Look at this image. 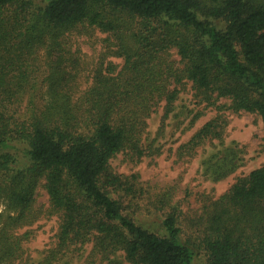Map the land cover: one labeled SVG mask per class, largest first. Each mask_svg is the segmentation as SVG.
I'll return each mask as SVG.
<instances>
[{
    "label": "trees",
    "instance_id": "trees-1",
    "mask_svg": "<svg viewBox=\"0 0 264 264\" xmlns=\"http://www.w3.org/2000/svg\"><path fill=\"white\" fill-rule=\"evenodd\" d=\"M97 31L107 51L80 90L71 42ZM108 56L123 58L121 69ZM188 82L198 100L226 98L264 124V0H0V204L14 213L0 227V264H72L90 244L87 264H195L170 192L154 203L164 210L157 228L144 226L138 176L111 164L120 153L136 163L159 152L148 119L161 104L167 119ZM43 86L44 106L24 105ZM215 122L187 147L219 137ZM234 154L210 158L217 178L236 166ZM41 180L60 225L54 246L31 263L30 232L13 229L46 213L34 205ZM204 212L210 264H264V165Z\"/></svg>",
    "mask_w": 264,
    "mask_h": 264
},
{
    "label": "rangeland",
    "instance_id": "rangeland-1",
    "mask_svg": "<svg viewBox=\"0 0 264 264\" xmlns=\"http://www.w3.org/2000/svg\"><path fill=\"white\" fill-rule=\"evenodd\" d=\"M106 36L97 31L90 36L73 38L71 42V52L79 63L77 78L80 90L89 87L92 70L107 51V42L104 41ZM171 60L175 66H183L175 49L171 50ZM106 61L113 62L118 69L124 64L123 58L116 56H108ZM37 64L41 68L40 73L45 74L43 58H39ZM178 89L180 93L173 113L163 119L164 104H161L148 119V140H155L159 152L144 156L136 163L130 162L129 158L120 153L111 160V164L118 173L138 176L137 183L142 197L137 200V219L144 226L157 228L158 216L164 210H158L154 203L170 192L169 207L178 208L184 235L190 238L197 249L195 264H210L208 252L202 245L204 230L208 225L204 210L228 193L239 178L248 176L264 165V124L257 113L230 109V100L226 98L211 104L198 100L190 82L178 86ZM44 90L45 86L36 95H28L24 105L32 98L37 106H44ZM212 121H216L215 131L220 136L210 137L193 149L187 147L192 137ZM231 151L235 153L236 166L226 176L217 178L211 168L210 158L217 156L212 160L215 164L219 158L229 156ZM44 182L41 180L36 189L34 205L46 213L41 214L32 224L13 229L17 235L30 232L23 246L26 250L25 259L31 263L39 261L46 250L54 246L60 225L58 215L47 213L50 202ZM9 214L14 213L1 201L0 227ZM82 250L81 256L75 258L72 264H87L92 245ZM124 264L130 263L125 261Z\"/></svg>",
    "mask_w": 264,
    "mask_h": 264
}]
</instances>
